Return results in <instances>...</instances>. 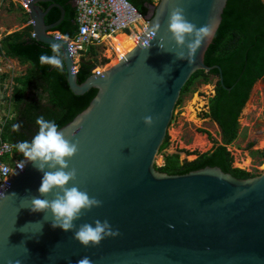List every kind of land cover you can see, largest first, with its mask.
I'll use <instances>...</instances> for the list:
<instances>
[{
	"label": "water",
	"instance_id": "water-1",
	"mask_svg": "<svg viewBox=\"0 0 264 264\" xmlns=\"http://www.w3.org/2000/svg\"><path fill=\"white\" fill-rule=\"evenodd\" d=\"M42 3L51 5L44 11ZM72 3L76 7V0ZM228 3L160 0L148 22L161 25L152 47L141 50L144 34L117 64L79 83L68 41L51 35L64 22L65 9L55 0L31 1L35 39L49 46L53 40L64 45L71 91L82 96L97 90L87 110L61 129L78 143V152L69 161L76 169L77 185L103 202L75 224L107 219L120 235L85 248L73 239L74 231L53 229L51 221H43L44 213L30 212L43 173L24 161L25 169L15 170L0 192V264H76L85 256L92 264H264V172L239 179L220 167L183 175H168L155 167L181 89L192 75L219 70L217 81L224 85L223 69L206 65L205 55L220 31ZM174 7L184 8L186 18L197 27L212 24L213 35L192 64L187 60L172 64L173 55L156 46ZM53 8L59 9L61 18L48 26L46 18ZM261 86L264 79L255 82L247 103ZM247 113L244 108L241 116ZM149 115L153 124L146 127L143 119Z\"/></svg>",
	"mask_w": 264,
	"mask_h": 264
},
{
	"label": "trees",
	"instance_id": "trees-1",
	"mask_svg": "<svg viewBox=\"0 0 264 264\" xmlns=\"http://www.w3.org/2000/svg\"><path fill=\"white\" fill-rule=\"evenodd\" d=\"M57 1L66 7L68 19L55 32L63 37L74 39L78 34L75 9L68 6L70 0ZM128 1L144 17L149 15L151 6L158 5L152 0ZM59 19L60 12L58 9H53L46 19V24H54ZM223 19L220 31L205 55L206 65H218L223 69L224 85L221 80L218 81L216 95L210 102V113L205 114V118L212 119L221 128L223 145L210 153L199 155L192 162L180 163L178 154L165 155L164 166H155L160 172L168 175H183L205 167H220L226 173L239 179L258 176V174L235 168L233 166L234 156L229 147L239 139V119L249 100L252 87L256 81L264 79V4L261 0H229ZM32 31L29 28L7 37L3 42L7 57L18 59L23 63H32L38 72L43 73V76L38 75L37 80L35 79L37 74L32 75L28 82L23 83L22 89L17 88L14 91L10 99L17 116L14 120H7L4 124L2 140L12 145L32 139L38 131L35 121L39 116L54 121L61 130L86 111L97 94V90L92 89L85 95H75L69 87L66 66L62 73L47 65L41 66L39 56L43 53L50 55V46L34 39ZM133 42L132 39L123 44L128 45L126 47L121 45L119 52L125 55L132 45H135ZM88 52L94 57L95 47L91 46L87 52L82 54L83 62L77 73L79 83L85 82L93 75L94 63L91 60H85ZM214 77L220 78L219 70L211 72L200 70L194 73L181 89L175 108L180 106L182 96L191 91L199 78L203 79L204 84H209ZM30 86L33 94L29 97L27 93ZM227 88L232 89L229 91ZM15 124L20 125L19 130L14 128ZM167 147L168 137L166 136L159 154L164 153ZM252 147L253 145H250L248 149ZM15 152L18 153L16 149ZM18 158L23 160L21 154Z\"/></svg>",
	"mask_w": 264,
	"mask_h": 264
},
{
	"label": "clouds",
	"instance_id": "clouds-1",
	"mask_svg": "<svg viewBox=\"0 0 264 264\" xmlns=\"http://www.w3.org/2000/svg\"><path fill=\"white\" fill-rule=\"evenodd\" d=\"M160 28L159 21L147 26L146 35L140 43L141 50L147 52L152 47L151 42L156 40ZM212 35L211 22L197 27L186 18L184 8L174 7L168 13L165 36L156 41V46L159 50L173 55L172 64L185 60L192 64L195 62L197 51L211 39ZM53 41L50 45L51 54H41L39 63L41 66L47 65L62 73L65 68V56L62 51L64 45L60 41ZM166 45L171 46L166 47ZM35 123L38 131L32 139L13 145L23 157V161L31 163L37 171L43 173L38 188L39 195L32 197L31 205L28 207L30 212L44 213L43 221H51L53 229L59 228L65 233L74 231L73 239L85 248L97 247L104 239L119 236V230H114L107 219L103 221L96 219L92 223H82L77 227L75 221L80 220L83 214L92 209L102 207L103 202L90 196L87 190H81L76 183L77 172L74 167H70L69 161L77 154L78 143L66 138L54 121L39 116ZM143 124L151 127L153 117L151 115L144 117ZM14 128L19 130L20 125L15 124ZM23 161L18 165L21 170L24 167ZM50 195L52 198L47 199L46 197ZM76 264H92V262L85 256Z\"/></svg>",
	"mask_w": 264,
	"mask_h": 264
},
{
	"label": "rangeland",
	"instance_id": "rangeland-1",
	"mask_svg": "<svg viewBox=\"0 0 264 264\" xmlns=\"http://www.w3.org/2000/svg\"><path fill=\"white\" fill-rule=\"evenodd\" d=\"M108 42L99 46L95 45L96 55L94 57L86 55L85 59L91 60L95 65L93 74L105 71L121 59L118 56L121 44L118 45L116 52ZM134 46L132 45L131 49ZM123 52L126 51L123 50ZM0 60L3 61L2 65L0 62V75L16 74L21 76L29 68V66L23 64L24 67L22 63L10 58L2 57ZM13 62H17L21 66ZM77 62V67H79L82 62L81 57L77 59ZM217 83L216 77L209 84H204L203 79L199 78L192 86L191 91L182 96L180 106L175 108L173 113V124L167 129L168 147L164 153L157 156L156 166H164L165 155L178 154L180 163L192 162L199 155L210 153L223 145L224 139L221 128L212 119L205 118V114L210 113V102L216 95ZM12 86L13 84L9 81L0 83V128L4 126L7 120H14L17 116L12 110L7 113L9 111L7 104L3 108L5 103L2 101L5 93L3 89L7 88V91H10ZM32 94L33 92L30 93L29 97ZM6 96L8 97V95ZM245 110L248 113L241 116L239 139L229 147V150L234 156L233 166L235 168L261 175L264 172V86L256 91L254 97L246 104ZM201 138L206 144L204 147L201 146L203 145ZM250 145H253L252 149H248Z\"/></svg>",
	"mask_w": 264,
	"mask_h": 264
},
{
	"label": "built area",
	"instance_id": "built-area-1",
	"mask_svg": "<svg viewBox=\"0 0 264 264\" xmlns=\"http://www.w3.org/2000/svg\"><path fill=\"white\" fill-rule=\"evenodd\" d=\"M20 1L29 11V4L32 0ZM152 1L156 3L160 0ZM153 14L154 6L150 7L149 15L144 17L128 0H76V24L78 26L76 38L67 39L60 35L53 37L68 41L69 51L75 62L73 72L77 73L79 68L77 59L82 57V54L87 52L91 46H99L105 40L118 35L134 36L139 43L142 36L146 34L149 19ZM3 128L4 126L0 128V192L11 179L14 171L20 169L18 165L23 161L18 158L20 154L15 152L13 145L2 140Z\"/></svg>",
	"mask_w": 264,
	"mask_h": 264
},
{
	"label": "crops",
	"instance_id": "crops-1",
	"mask_svg": "<svg viewBox=\"0 0 264 264\" xmlns=\"http://www.w3.org/2000/svg\"><path fill=\"white\" fill-rule=\"evenodd\" d=\"M55 2L57 4H59V5H61L65 9V12H66V17H65V20H64V22H65L68 19L67 9H66L65 6L60 4L59 1L55 0ZM50 5H51V3H42V4H40V6L44 9V11H46V9ZM68 6L71 9H75V21H76V7L73 6L72 0H70L68 2ZM53 9H58V8H53ZM53 9H52V11H53ZM58 11H59V9H58ZM29 13H30V11H27V9L22 5L20 0H0V58H2V57L3 58H9V57L6 56V51L3 48V42L5 41V39L7 37L12 36V35H14L16 33H21L23 31H26L29 28L33 30V24L30 21ZM60 18H61V12H60ZM75 21H74V23H75ZM56 23H54V24H56ZM54 24H51V25H54ZM51 25H48V26H51ZM55 30L52 31V33H51L52 36H55V35L62 36L58 32H55ZM32 33H33L32 35H33V38H34V36H35L34 30L32 31ZM120 37H123V36H119L118 38H120ZM67 39H69V38H67ZM115 39H111V40L114 41ZM111 40H108V41H111ZM128 41L129 40H127L125 43H127ZM125 43H123V44H125ZM123 44H121V45H123ZM87 54L89 55V52ZM89 56H91V55H89ZM10 59H12V58H10ZM12 60L13 61L16 60L18 63H22V66H24V65H27V67L29 66V68L26 69V72L23 75H21V76L20 75H16V74L0 75V83H5V81H9L10 83L13 84L12 89L10 91H7L8 90L7 88L3 89L4 92H5L3 94V99L1 98L2 101L5 102L3 104V108H4L5 104H7V109L9 110V111H7V113L10 112V110H12V112L14 114H16V111H15V109L13 108V106H12V104L10 102V99L14 95V91L17 88H21L22 89L24 87L23 83L28 82L32 75L37 74V75H35V79L37 80V78L39 76H41V75L43 76V73L38 72V70L33 66L32 63H29V62L28 63H23V62H21L18 59H12ZM85 60L88 61V59H85ZM81 61L83 62L82 59H81ZM0 62H1V65H2L3 61L0 60ZM17 62H13V63L17 64L18 66H21ZM1 68H3V67L1 66ZM4 77H6V78H4ZM32 91H33L32 87L31 86L28 87L27 95H30V93ZM6 95H8V97ZM9 95H10V98H9ZM8 99H9V101H8Z\"/></svg>",
	"mask_w": 264,
	"mask_h": 264
},
{
	"label": "bare ground",
	"instance_id": "bare-ground-1",
	"mask_svg": "<svg viewBox=\"0 0 264 264\" xmlns=\"http://www.w3.org/2000/svg\"><path fill=\"white\" fill-rule=\"evenodd\" d=\"M119 36H123V37H120V38H118ZM116 38V39H115ZM129 38V40H134V42H135V45L138 43V40H137V38L136 37H134V36H131V38L130 37H128ZM126 36H124V35H118V36H116V37H114V38H110L109 40H111V39H115L114 41H109L108 43L112 46V49H115V51L117 52V47H118V45H120V44H123V43H125L126 41H127V39H128ZM108 40H105V42H107ZM104 42V43H105ZM122 47H126V46H122ZM110 49V48H109ZM119 51V50H118ZM119 54V53H118ZM120 58H122L124 55H122V54H119L118 55ZM115 62H117V61H115ZM111 66V65H110ZM105 68V67H104ZM201 141L203 142L202 144L203 145H201L202 147H204V146H206V144L204 143V140L201 138ZM198 143V142H197ZM196 143V144H197ZM200 144V143H199ZM197 146V145H196ZM207 146H209V145H207ZM249 164V163H248Z\"/></svg>",
	"mask_w": 264,
	"mask_h": 264
},
{
	"label": "flooded vegetation",
	"instance_id": "flooded-vegetation-1",
	"mask_svg": "<svg viewBox=\"0 0 264 264\" xmlns=\"http://www.w3.org/2000/svg\"><path fill=\"white\" fill-rule=\"evenodd\" d=\"M130 41V40H129ZM119 54H121V51L119 52Z\"/></svg>",
	"mask_w": 264,
	"mask_h": 264
}]
</instances>
